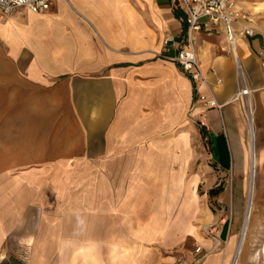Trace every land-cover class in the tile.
Here are the masks:
<instances>
[{"label": "crops", "instance_id": "1", "mask_svg": "<svg viewBox=\"0 0 264 264\" xmlns=\"http://www.w3.org/2000/svg\"><path fill=\"white\" fill-rule=\"evenodd\" d=\"M182 16L173 0H50L44 14L0 15V264L226 263L173 202L188 194L197 151L195 93L158 55L166 35L185 40ZM257 17L254 35L233 47L220 31L196 41L223 105L201 120L209 157L234 175L247 165L246 143L249 156L256 143L253 105L244 107L243 128L229 103L243 85L264 130V11ZM44 167L55 169L45 177ZM246 212L230 264L240 258ZM185 240L199 253L185 251Z\"/></svg>", "mask_w": 264, "mask_h": 264}, {"label": "rangeland", "instance_id": "2", "mask_svg": "<svg viewBox=\"0 0 264 264\" xmlns=\"http://www.w3.org/2000/svg\"><path fill=\"white\" fill-rule=\"evenodd\" d=\"M240 7L243 15L253 18V27H260L258 24L259 18L257 14L264 11V0H233ZM242 8V9H241ZM254 30V31H255ZM242 119L243 128L245 121L244 108L238 107ZM254 119H255V140L253 146L255 157L252 165H249V150L246 143L247 165L237 166L235 175L233 166L221 168L217 167L211 157V143L207 136V131L204 126L195 122L196 132L191 135V142L196 146V155L191 161L189 168V183L187 184L188 194L182 200L172 199L175 205L180 203L185 214H190V229L195 228L196 232L210 239L213 242L215 249H219L222 254H225L227 261L225 264H230L236 243L242 228V220L244 209L248 207V198L246 197L248 180L252 179L251 186H255L254 205L250 214V220L244 230L242 238V247L240 258L237 264H264V130H257V118L254 104ZM201 131L205 132L204 134ZM204 135L206 139H204ZM242 139L246 140L247 136L242 133ZM220 142H223L225 156L228 155L225 139L223 135L220 137ZM247 141V140H246ZM204 155V156H203ZM238 161V155L235 159ZM254 169L255 176L252 178V170ZM44 170L45 177L50 176L53 169L51 167L39 168ZM58 170V168H56ZM61 175L68 176L69 168H61ZM18 168H14L13 173H17ZM6 174V168L0 167V176ZM68 178V177H67ZM62 185H64L62 183ZM171 201V200H169ZM160 202H162L160 200ZM183 202V203H182ZM183 212V211H182ZM63 220L68 219V216H63ZM209 218L211 221H205ZM63 244L68 241L69 232H61ZM181 232L174 231L175 244L181 241ZM184 250L191 253H199V248L194 244L185 240ZM181 246H175L173 250H179ZM160 248V247H159ZM163 250V248L161 249ZM165 253V251H163ZM169 253V252H167ZM169 254H175L171 251Z\"/></svg>", "mask_w": 264, "mask_h": 264}, {"label": "built area", "instance_id": "3", "mask_svg": "<svg viewBox=\"0 0 264 264\" xmlns=\"http://www.w3.org/2000/svg\"><path fill=\"white\" fill-rule=\"evenodd\" d=\"M174 6L180 8L183 16L181 21L186 25V37L182 42L166 35L159 58L175 63L181 72L191 81L195 99L191 104L189 114L195 121L202 124V118L211 110H221L213 90L207 83L201 69L196 41L199 34L212 36L222 32L227 44L233 47L239 36L254 35L253 18L243 15L236 8L233 0H173ZM50 8V0H0V15L7 17L20 9L34 14H44ZM204 90H200V87ZM252 90L243 85L242 89L229 103H240L242 108L249 106L247 100Z\"/></svg>", "mask_w": 264, "mask_h": 264}, {"label": "bare ground", "instance_id": "4", "mask_svg": "<svg viewBox=\"0 0 264 264\" xmlns=\"http://www.w3.org/2000/svg\"><path fill=\"white\" fill-rule=\"evenodd\" d=\"M246 110H247V108H246ZM250 149H251V151H250V156H249V165H252L253 162H254L255 153H254L253 147H251ZM251 170H252V173H251L252 175L251 176H252V178H254L255 172H254V169L252 167H250V171ZM252 190H253L252 194L248 198V207H247V212H246L247 213V217H246V220H245L244 230H246V225L248 224V222L250 220V214H251V211L253 210V205H254L253 201H254V192H255V186L254 185L252 187Z\"/></svg>", "mask_w": 264, "mask_h": 264}, {"label": "trees", "instance_id": "5", "mask_svg": "<svg viewBox=\"0 0 264 264\" xmlns=\"http://www.w3.org/2000/svg\"><path fill=\"white\" fill-rule=\"evenodd\" d=\"M177 15L179 16V14H177ZM201 133H203V134H204V131H203V132L201 131Z\"/></svg>", "mask_w": 264, "mask_h": 264}]
</instances>
